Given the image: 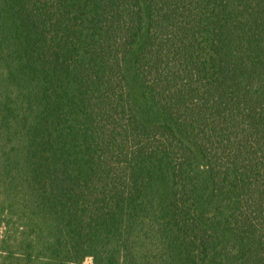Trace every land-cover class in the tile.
Segmentation results:
<instances>
[{"label": "trees", "instance_id": "1", "mask_svg": "<svg viewBox=\"0 0 264 264\" xmlns=\"http://www.w3.org/2000/svg\"><path fill=\"white\" fill-rule=\"evenodd\" d=\"M264 264V0H0V264Z\"/></svg>", "mask_w": 264, "mask_h": 264}, {"label": "rangeland", "instance_id": "2", "mask_svg": "<svg viewBox=\"0 0 264 264\" xmlns=\"http://www.w3.org/2000/svg\"><path fill=\"white\" fill-rule=\"evenodd\" d=\"M84 264H92V260L90 258H88V259L85 260Z\"/></svg>", "mask_w": 264, "mask_h": 264}]
</instances>
